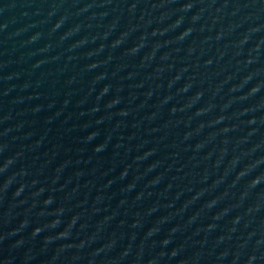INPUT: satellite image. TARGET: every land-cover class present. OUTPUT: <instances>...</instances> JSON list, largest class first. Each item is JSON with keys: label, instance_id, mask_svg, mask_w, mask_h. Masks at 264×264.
<instances>
[{"label": "water", "instance_id": "1", "mask_svg": "<svg viewBox=\"0 0 264 264\" xmlns=\"http://www.w3.org/2000/svg\"><path fill=\"white\" fill-rule=\"evenodd\" d=\"M0 264H264V0H0Z\"/></svg>", "mask_w": 264, "mask_h": 264}]
</instances>
